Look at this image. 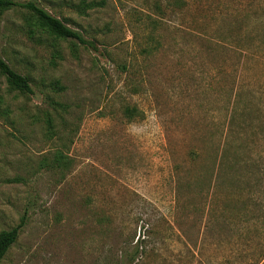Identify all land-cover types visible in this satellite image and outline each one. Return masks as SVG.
Masks as SVG:
<instances>
[{
	"label": "rangeland",
	"instance_id": "1",
	"mask_svg": "<svg viewBox=\"0 0 264 264\" xmlns=\"http://www.w3.org/2000/svg\"><path fill=\"white\" fill-rule=\"evenodd\" d=\"M16 1L92 45L0 16L34 90L0 76V233L25 223L1 264H264V174L216 181L234 101L264 169V0Z\"/></svg>",
	"mask_w": 264,
	"mask_h": 264
},
{
	"label": "trees",
	"instance_id": "2",
	"mask_svg": "<svg viewBox=\"0 0 264 264\" xmlns=\"http://www.w3.org/2000/svg\"><path fill=\"white\" fill-rule=\"evenodd\" d=\"M13 8H24L27 9L35 18L36 23L40 29L47 32L54 38L62 39V40H77L81 45L87 46L92 45L88 41L82 38V36L75 30L68 27L62 20L51 15L45 9L39 7L34 2L20 3L16 0H0V16ZM1 40V37H0ZM217 44H219L217 42ZM0 76L6 79L7 84L11 89L18 91L22 94L31 95L34 94V90L31 85V81L27 76H24L14 70L2 57L0 53ZM54 86L62 91L64 89L63 86L60 85L59 82H56ZM51 105L57 108L63 109L65 106L59 102H51ZM231 114L229 118L228 128L226 139L224 141V146L222 149V153L220 156L219 168L216 175V181L224 180L225 176L233 175V178H236L237 173L240 169V166L243 162L244 165L252 166L253 168H257V173L264 174V169L258 166L256 160L250 158L248 160H244L243 153L241 154L242 148L238 145V137L237 136V126L236 123L238 121V107L237 102L234 101L231 104ZM48 125L50 130L52 128L51 120L48 119ZM55 163L57 168H66L67 165L64 162L63 156L61 154L56 155ZM242 164V165H243ZM24 221L18 224L16 227L6 230L0 233V264L2 260L5 258L11 247L17 242L22 228L24 227Z\"/></svg>",
	"mask_w": 264,
	"mask_h": 264
}]
</instances>
